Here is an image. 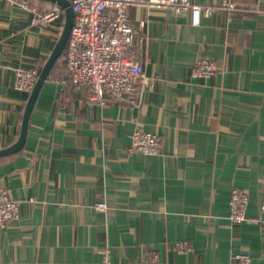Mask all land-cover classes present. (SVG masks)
<instances>
[{"label": "crops", "instance_id": "crops-1", "mask_svg": "<svg viewBox=\"0 0 264 264\" xmlns=\"http://www.w3.org/2000/svg\"><path fill=\"white\" fill-rule=\"evenodd\" d=\"M192 1L213 9L198 26L190 10H128L151 83L122 103L87 100L61 82L65 49L55 60L23 149L0 156V186L21 206L0 228V264H94L105 249L112 264H231L237 253L264 264V0ZM60 7L39 29L0 2V150L17 142L31 94L15 89V73L40 76L63 33ZM199 57L217 63L214 76L192 75ZM137 128L161 136L158 155L129 152ZM234 188L249 195L242 224L229 218Z\"/></svg>", "mask_w": 264, "mask_h": 264}, {"label": "built area", "instance_id": "built-area-1", "mask_svg": "<svg viewBox=\"0 0 264 264\" xmlns=\"http://www.w3.org/2000/svg\"><path fill=\"white\" fill-rule=\"evenodd\" d=\"M75 14L70 37L66 44V65L68 80L77 93L87 100L103 107L110 101L122 103L151 83L140 61L135 57L134 42L137 32L131 25L128 10L131 7L150 10H169L175 15L191 11L192 23L200 24L201 15L211 16V7L203 8L192 0H69ZM16 13L33 14L31 25L39 29H48L62 16L63 9L55 5L50 9L39 10L30 0H0ZM217 63L209 57H199L192 67L194 77L210 78L217 73ZM39 78L35 67L18 69L15 73L16 90L30 93ZM130 153L158 155L161 152L162 138L157 133L141 128L134 130ZM248 192L241 188L232 189L229 195L230 220L233 224H242L247 220ZM20 204L15 201L7 187L0 186V228L20 217ZM96 208L106 211L108 206L98 202ZM264 221V185L261 188L260 215ZM175 249L184 252L189 249L186 241H179ZM102 259L94 264H112L110 249H105ZM147 259L159 262V255L150 252ZM234 263L252 264V258L244 253L233 256Z\"/></svg>", "mask_w": 264, "mask_h": 264}, {"label": "water", "instance_id": "water-1", "mask_svg": "<svg viewBox=\"0 0 264 264\" xmlns=\"http://www.w3.org/2000/svg\"><path fill=\"white\" fill-rule=\"evenodd\" d=\"M58 3L60 6H62L65 9L66 12V22L63 29V33L60 37V40L52 53L51 57L49 58L48 62L46 63L44 69L42 70L39 79L31 91V94L27 100L25 111L23 114V120H22V126L19 138L16 143L12 144L9 147H6L4 149L0 150V156L10 155L12 153L18 152L23 149L27 137L28 132V125H29V118L31 115V112L33 110L34 104L36 102V99L38 97V94L42 88L43 83L47 79L50 69L52 65L54 64L55 60L61 55V53L64 51L66 44L68 42V39L70 37L71 28L73 25L75 14L72 10V7L70 5L69 0H49Z\"/></svg>", "mask_w": 264, "mask_h": 264}, {"label": "trees", "instance_id": "trees-1", "mask_svg": "<svg viewBox=\"0 0 264 264\" xmlns=\"http://www.w3.org/2000/svg\"><path fill=\"white\" fill-rule=\"evenodd\" d=\"M63 55L65 57L64 61H65V68H66V72H67V65H66V51L63 52ZM68 75V74H67Z\"/></svg>", "mask_w": 264, "mask_h": 264}]
</instances>
